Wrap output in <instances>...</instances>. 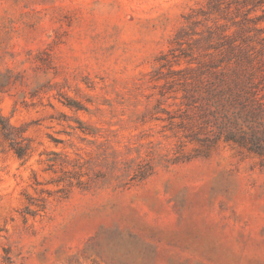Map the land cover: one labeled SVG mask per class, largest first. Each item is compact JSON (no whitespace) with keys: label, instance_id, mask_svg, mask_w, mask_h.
Listing matches in <instances>:
<instances>
[{"label":"rangeland","instance_id":"obj_1","mask_svg":"<svg viewBox=\"0 0 264 264\" xmlns=\"http://www.w3.org/2000/svg\"><path fill=\"white\" fill-rule=\"evenodd\" d=\"M0 119V264H264V0H0Z\"/></svg>","mask_w":264,"mask_h":264},{"label":"trees","instance_id":"obj_2","mask_svg":"<svg viewBox=\"0 0 264 264\" xmlns=\"http://www.w3.org/2000/svg\"><path fill=\"white\" fill-rule=\"evenodd\" d=\"M217 86L222 87L220 90L217 91V94L219 95H226V102L230 105L234 103H240L241 98H245L246 96H252V91L248 89L247 85H249L248 79L241 81L239 79H232L230 81H227L223 78H218ZM217 105H222L221 103ZM228 123H223L222 126L218 127V139H222L224 142H231L235 144L236 146L243 148L249 152H253L259 156H264L263 152V139L258 134V131L254 128L249 129V131H243L240 130V134L238 136L235 135V131L232 130H225L222 132L223 129H227L231 125L234 127H237V124L235 121H231L228 119ZM0 127L2 130V133L5 137H8L7 135V126L3 123V121L0 119ZM217 139V140H218ZM15 154L19 159H22L24 157V153L20 150H15Z\"/></svg>","mask_w":264,"mask_h":264}]
</instances>
